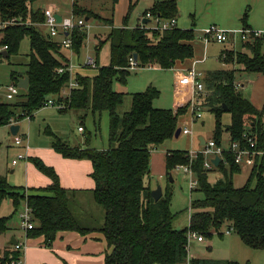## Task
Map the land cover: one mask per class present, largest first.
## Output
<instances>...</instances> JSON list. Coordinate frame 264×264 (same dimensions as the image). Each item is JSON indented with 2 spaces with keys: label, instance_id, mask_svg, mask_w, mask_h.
<instances>
[{
  "label": "trees",
  "instance_id": "16d2710c",
  "mask_svg": "<svg viewBox=\"0 0 264 264\" xmlns=\"http://www.w3.org/2000/svg\"><path fill=\"white\" fill-rule=\"evenodd\" d=\"M38 1L42 0H0V19H17L20 23L0 30V48L7 47L5 59L19 53L26 37L30 40V62L24 75L30 79L29 88L27 91L20 90V100L15 105L0 103V127H10L26 118L33 120L35 112L44 108L50 100L57 106H64L58 109L63 114L70 110L81 112L84 116L89 112L99 116L108 113L109 149L105 151L90 148L91 136L86 138L85 148H80L68 146L52 131L48 132L54 139L52 148L65 159L89 160L93 164L92 177L96 188L92 195L105 212L104 224L99 232L103 233L110 249L105 264H186L190 256L188 234L192 232L212 239L218 233L223 237L220 231L225 225L230 226L245 246L264 251V157L256 159L254 166L249 168L245 185L236 187L234 179L243 169L235 163L232 153H226L213 170L205 169L204 155H199L191 163L188 151L168 153L167 174L171 175L177 166L191 165L199 184L194 191L203 195L202 199L191 202L189 227L177 230L174 227L176 216L171 211V189L168 187L156 202L147 179L151 172L152 152L175 137L179 118L186 113L185 108L177 112L155 108L154 102L161 92L150 86L144 92L130 95L132 105L129 112H118L125 103L126 94L116 92L115 84L127 87L135 72L129 69L131 58L137 55L140 69L150 65L162 70L181 68L195 56L194 29L176 27L160 32L148 29L147 25L130 28L128 22L133 6L123 26L116 28L111 19L81 7L80 0H73L74 17L84 20L95 18L112 29L97 48L99 58L103 46L109 44L110 64L101 66L98 58L95 59L97 74L94 77L77 75L79 87L68 92L69 74L58 75L56 70L70 65L72 53L80 57L87 44L88 32L75 29L70 36L72 47L66 48L62 40L48 35L43 26L46 21L44 11L33 9V4ZM118 2L112 0L114 8ZM148 13L153 18L177 20L178 3L176 0H155L145 16ZM242 25L250 29L247 13L242 18ZM244 49L247 52L226 49L223 53L226 58L221 55L220 61L225 65L242 66L247 73L264 75V39L252 38ZM0 56L4 58L2 52ZM236 73V69H222L206 79L212 93L204 99L205 106L210 107L216 118L213 140L218 146H223L227 136L230 143L238 142L244 146V135L248 134L255 138L257 149L264 151V106L257 109L244 97L242 89H237ZM20 77L23 76L12 74L15 84ZM225 114L231 116L228 126L223 124ZM27 160L49 177L52 185L27 195L25 188L13 187L5 176L0 175V207L11 200L15 214L26 202L32 210L35 224L27 234L30 238L44 237L47 247L52 246L61 232L86 235L92 231L84 229L73 214L71 199L74 191L61 187L56 171L40 159ZM212 172L220 173L222 178L211 183L209 177ZM11 218L0 219V235L7 232ZM21 257L19 251H6L0 263L8 264ZM190 263L206 264L194 258H190ZM213 264L239 263L217 261Z\"/></svg>",
  "mask_w": 264,
  "mask_h": 264
},
{
  "label": "rangeland",
  "instance_id": "374dc122",
  "mask_svg": "<svg viewBox=\"0 0 264 264\" xmlns=\"http://www.w3.org/2000/svg\"><path fill=\"white\" fill-rule=\"evenodd\" d=\"M131 1L134 2L133 4L135 5L136 10L143 9L144 11H146L150 4H152V0ZM183 1V11L181 10L180 12L179 8L177 27L182 30L194 29L196 33V40L193 42V45L195 46L194 58L187 61L184 65L180 66L181 69L184 70L188 65H191L198 58H205L204 62L196 65V69L203 74L205 79L204 83L206 91L208 90L211 93L212 91L208 88V85L206 83V79H208V77L211 75L210 73L222 69H236V82L237 84L244 85V88L238 89H242L240 91H242L244 97L250 100L257 109H262L264 106V75L244 72L242 70L243 67L237 64L225 65L220 61V54L222 50L225 47H229L230 44L226 43L223 45L216 42H212L209 44L205 43L204 45L206 47L204 49L201 36H203L204 30L208 29L210 26H216L221 30L233 32L251 30L246 29L242 26V17L246 13L249 16V24H251L255 29L253 31L264 30V0ZM124 2H127L125 4L129 5L130 0H124ZM177 2L178 5L181 4V0H177ZM51 3L57 6V11L60 12L62 9V13L64 11H67V18H71L73 16L71 12L73 8V0H42L34 3L33 9L38 10L39 8H41L42 10H44L45 6H48ZM91 5L93 6V10L95 12L103 13L108 19H111V17H113L112 15L114 7L112 0H92ZM138 13L140 12L135 11V17L138 16ZM88 23L91 27L88 31V46H85V48L81 52L80 59L82 62H78V58L76 56V60L74 61V63L77 65H83L85 61H87L85 60V58L88 56L94 58V60L98 58L95 43H99L98 36L100 32L97 26L100 23L94 18L89 20ZM152 25L153 23H149V26ZM43 31L46 30L43 29ZM58 39L62 40V36L60 35ZM251 41L252 39H248L247 41H241L240 39H237L235 41L236 45H234L235 49L233 50L238 52H247V50L244 49V45ZM90 42L91 44H89ZM108 51L110 52V49L109 47H106L99 54V58L97 60L99 61V64L101 66H104L103 63L106 64V62H104L103 60L105 59ZM29 55L30 40L28 37H26L21 43V47L17 55H12L8 60L0 56V103L15 105L20 100L21 92L20 95H12L9 92L8 88L9 86L15 85V82L12 79L13 73H16L17 76H24L28 71V64L30 62ZM87 71L90 74L94 75L97 74L98 68H88ZM177 71L178 70H161L159 69V67H156V69L144 68L135 71L129 79L127 85L128 91L125 92L127 94L129 93V95H126L125 103L122 107L119 108L118 112L120 114L129 112L132 105L130 94L144 92L150 86L156 87L161 92L159 99L155 100L154 102L155 108H171L173 96L175 97L174 87H177L175 77ZM116 86L117 84H115V87ZM115 89L117 90V87ZM206 98L207 97H201L203 104L201 119L196 121L193 120V116L190 113L189 104L185 105V109L183 108L186 113L179 118V128H181L182 130L188 128L193 132V134L189 136L181 135L179 138L174 137L173 139L166 141L164 146H161L160 148L168 150L169 152H189L191 150L198 151L202 149V145H200L199 141L200 138H203L204 140H206V142H209L213 139L216 126V118L211 112L210 107L205 106L206 101L204 99ZM177 106L178 105H176L175 107ZM18 113H20V111H18ZM80 113L81 112H77L75 110H70L67 113L62 114L56 107H45L35 112L33 120L26 118L20 123H14L12 125L20 126V133L18 135H26L30 139L28 140V145L42 142H54V139L46 133V130L48 128H50L51 131L58 135L60 138H63L62 140L71 147L79 146L83 139L88 136H91L93 141H97L100 145L101 141H103L101 139V135H104L105 137L106 134L109 133L108 113L105 112L100 116L97 115L96 124H94L93 120L91 121V117L89 116L91 112H89L88 114L86 113L88 116H84V114ZM99 117H102L101 121H99ZM230 121L231 116L229 114H225L223 117L224 126H228L230 124ZM80 126L86 129L85 134L79 132L78 129ZM96 129H99V133L95 138ZM106 143L107 146H109V143ZM15 145V136L11 134L10 128L0 127V174L2 175L10 174V171L16 168L12 166V161L16 154V152L14 153V150H16ZM223 146L225 148H229L230 146V142L227 136H225ZM160 156H164V154L154 156L152 152V178H154L155 180L157 179V177H154V175L159 174V171L156 167H160L161 169L164 168L163 164H161ZM21 162L23 161H19V163ZM31 163L40 173H42L33 162ZM154 166L156 169H153ZM242 169V173L237 175L234 179L236 187L244 186L249 176V168L247 169L243 167ZM170 176H172V181ZM221 178L222 175L218 172H212L209 177L211 183ZM149 180L150 179L148 177L147 183L149 182ZM159 187H163L164 191L169 187L172 191L173 197L171 211L176 216L174 227L177 230H183L187 228L190 223L191 202L192 200L202 199L203 195L195 191L190 192L189 177L182 171H175L171 175H165L163 179H160ZM71 201V210L79 220H83L81 222L84 227L91 226V224H94L93 226H95L96 221H101L99 225L104 222L105 212L95 202L93 195L77 198L72 197ZM25 206H27L26 202L22 206L21 210H23ZM21 210H19V212ZM85 213H88L93 217V222ZM229 229L230 226L225 225L220 231V234H222L223 237H221L217 233L213 236L212 239L205 238V242L202 244H199L198 242H196V240L192 241V244L190 246V255H192L194 259L203 261L206 264L217 263V261H231L232 258H238L239 260L242 258L239 264H264V251H257L248 248L243 244L240 237L234 232L230 235H227Z\"/></svg>",
  "mask_w": 264,
  "mask_h": 264
},
{
  "label": "crops",
  "instance_id": "0c3cea01",
  "mask_svg": "<svg viewBox=\"0 0 264 264\" xmlns=\"http://www.w3.org/2000/svg\"><path fill=\"white\" fill-rule=\"evenodd\" d=\"M91 1L92 0H80V6L83 8L89 9V10L93 11L95 14H98V15L106 18L103 13H97L93 10V6L91 5ZM125 3H127V2H124V0H119V2L116 4L115 8L113 9V15H112L113 17H111V20L113 21L114 27L120 28L123 26V21H124L125 17L127 16V14L129 13V9L132 5H133V11H132V14L130 15V19L128 22L130 28H134L138 25L149 26V23L150 24L152 23L151 20H149L145 17V13L148 12L150 10V8L154 5L155 0H152V4H150V6L146 9V11H144L143 9H140V10L137 9L136 10L135 5L133 4L134 2H132L131 0L129 2V5H126ZM183 3H184V1L181 0V4L178 5V7L180 8V12H181V10L183 11ZM48 8H52L54 10V12L56 13V15H60L62 18H67L66 13H68V12L64 11L63 12L64 14H63L62 8H61L62 10L60 12L57 11L56 10L57 6L55 4L51 3L48 6H45V9H48ZM39 9H41V8H39ZM43 9H44V7H43ZM135 11L140 12V13H138L137 17H135V15H134ZM71 12L73 14V8H72ZM106 19H108V18H106ZM89 20H90L89 18H86L85 21L88 23ZM95 20H97L100 23L97 26V28L100 32V34L98 36L99 37V43H95V47H96V51H97V48L99 47L100 42H103L108 38L112 27H110L109 25L105 24L104 22H102L98 19H95ZM177 20H178V18H177ZM248 25H249L251 30H255L254 27H252V25L249 24V22H248ZM227 29H229V28H227ZM188 30H191V29H188ZM260 31L264 32V30H260ZM201 37L203 38V36H201ZM202 38H201V40L203 42ZM57 40H59V39H57ZM89 44H91V42ZM204 44L205 43L203 42V47L205 49L206 46ZM87 46H88V44H86V47ZM230 46L225 47L222 50L220 55H222L226 49H235L233 44H230ZM106 47H109V49H110L109 44H107V45L103 46L101 51H103ZM193 48L195 50L194 45H193ZM70 57H71V61L74 62L76 60L75 54L72 53ZM77 58H78V62H82L80 59L81 55H80V57H77ZM88 58H91V57L88 56L85 58V60H87ZM91 59H94V58H91ZM204 59L198 58L191 65H188L184 70L196 67L197 64L204 62ZM103 61L106 62V64L103 63L104 66L110 64V52L109 51L107 52V55ZM87 69L88 68L78 69L76 71V76L80 74L82 76L94 77L96 75V74H94V75L90 74L87 71ZM154 69H156V68H154ZM176 70L180 71L182 69L178 68V69H175L174 71H176ZM215 72H212V73H215ZM24 77L25 76L20 77L19 79L24 78ZM15 86H17V82H16ZM116 87H117V90L115 89L116 92L129 95V93L128 94L125 93L126 91H128V89H127L128 87L122 86L120 84H117ZM174 93H175V97L173 96V99L171 102L172 106L169 109L174 110L176 105L179 106L183 101L186 102L191 98V90L190 89H183V88H180L177 86V87H174ZM162 109H164V108H162ZM89 116L91 117V121L93 120L94 124H96L97 115H93L92 113H90ZM99 118H100L99 121H101L102 117H99ZM101 124H102V122H101ZM7 128H10V127H7ZM80 128H84V127L80 126L79 129ZM98 130L99 129L95 130V138L98 136V133H99ZM49 131H51L50 128H48L46 130V133L48 135H49V133H48ZM80 133L85 134L86 129L84 128V131L80 132ZM54 135H56V134L54 133ZM56 136L59 137L58 135H56ZM106 136H107V140H106ZM106 136L104 137V135L103 136L101 135V139L103 141H101L100 145L98 144L97 141H93V139L91 137L90 148L95 149V150H99V151L108 150L109 146H107L106 142L109 143V133L106 134ZM22 137L24 138L26 143H28V140H30L26 135H22ZM86 138L87 137H85L83 139V141L80 143V145L77 147L85 148ZM61 139H63V138H61ZM199 141L201 142V138L199 139ZM205 142H206V140H205ZM52 143L53 142H51V143L50 142H42V143H34L33 145L29 144L28 150H25L24 146L19 147V146L15 145L16 150H14V153L16 152V154H15L13 160L16 159V156L20 153L26 154V156L28 158L40 159L42 162L45 163V165H47L48 167H52L56 171V173L59 177V180H60L61 187L63 189H66L69 191H74L73 198L86 197V196L92 195L93 191L96 188L95 180L92 177L93 172H94L92 162L89 160L65 159L62 155L58 154L52 148L53 147ZM200 145H202V142ZM162 146H164V144ZM168 153H170L168 150H164L160 147H158L157 149H155V151H153L154 156H159L161 154H164V156H160L161 157L160 161H161V164H163L164 168L161 169L160 167H156L159 171V174L154 175V177H157V179L155 180L154 178H152V175H153V171H152L153 164H152V167H151L152 172H150V176H149L150 180L147 183V185L151 188L152 191L156 190L160 186V179H163V177L165 175L166 176L168 175L167 171H166V163H165L166 156ZM12 166H14L16 168L13 169L12 171H10V174H5L3 176H5L8 179L9 183L13 187L25 188L27 194H35L34 191L36 189H43V188H47L50 185H52V180L49 177L40 173L29 160L18 163L17 165L12 164ZM156 168L154 166L153 169H156ZM175 171L176 170L172 171V173ZM0 175H2V174H0ZM170 178L172 179V176H170ZM151 180L154 182H152ZM162 189H163V187H162ZM189 190H190V186H189ZM163 193H164V189H163ZM14 211H15V208H14L13 202L11 200L5 201L2 204V206L0 207V219L9 218L12 216V218L8 224L7 232L0 235V258L3 257V254L6 251H14L15 250L14 246L10 245V243L15 239L17 241H22L26 244V248L23 251L22 257H21L22 258V264H105L106 256L110 253V249L108 247L107 241H106L103 233L99 232V230L102 228L104 222L101 225H99V223H101V221H96L95 226H93L94 224L93 225L91 224V226L84 227V225L81 222L83 220H79L77 218V216H75L77 218V220L79 221L80 225L84 229H90L92 231L88 232L86 235L80 234L78 232H61L57 235V238H56L55 242L52 244V246L47 247L45 244L44 237L30 238L28 236V234L21 227V223H20L19 216H18L19 213L14 214ZM85 214H87V216L93 222V217L88 213H85ZM190 216H191V212H190ZM104 217H105V214H104ZM80 219H81V217H80ZM189 225H190V223H189ZM227 235H230V234H228V232H227ZM196 242H198V241L196 240ZM204 242H198V243L202 244ZM189 255H190V250H189ZM190 257L193 258L192 255H190ZM241 259L239 260L238 258H232L231 261H238V263H240Z\"/></svg>",
  "mask_w": 264,
  "mask_h": 264
},
{
  "label": "built area",
  "instance_id": "2783aa9c",
  "mask_svg": "<svg viewBox=\"0 0 264 264\" xmlns=\"http://www.w3.org/2000/svg\"><path fill=\"white\" fill-rule=\"evenodd\" d=\"M44 13H45L46 21L43 26L47 29L48 35L53 39H58V37L61 35L62 43L68 49L72 47V40L70 36L75 29L78 28L85 29L88 32L91 28L90 25L83 18L78 19L74 17V15L71 18H63L62 21L59 23L56 18V13L52 8L45 9ZM145 17L147 19H150L153 23L152 26L147 27L150 30L164 32V31L172 30L177 27L176 19L164 20L161 18H153L150 13H148ZM16 24H20L17 19H12L10 21H4L0 19V30H4L7 27ZM141 26L145 27V25H141ZM252 38L264 39V32L253 31V30L233 32V31L221 30L216 26H210L208 29L204 30L202 39L203 42L206 44L216 42L223 45L226 43L236 45L235 41L237 39H240L241 41H247L248 39H252ZM6 50L7 47L3 49L0 48V53ZM222 57L226 58V54H222ZM86 68H91V69L97 68L95 60L88 58L83 65H77L71 61L70 65L67 68H59L56 71L58 75L69 74L70 81L67 90L68 92H70L71 90L77 89L79 87L76 81V71L78 69H86ZM147 68L154 69L156 67L150 65ZM129 69L132 71H136L140 69L138 66V62L134 58H131L130 60ZM175 77H176V85L178 87L191 90V98L186 102L183 101L182 102L183 104H180L179 106L175 107L174 111L177 112L181 108H184L186 104H189L190 113L193 116V120L196 121L201 119L202 107H203L201 97L205 98L211 95V92H209L208 90L206 91L203 74L199 72L196 69V67H193L191 69L177 71ZM236 87L237 89L244 88V85L237 84ZM8 90L12 95H19L20 93V89L15 85L10 86ZM45 107H56L57 109L64 108V106H57L53 100L48 101L45 104L44 108ZM79 131L83 132L84 129L80 128ZM192 134L193 132L190 131L188 128L183 129L181 133V135H185V136H189ZM244 139L246 145L243 146L240 145L238 142H234V143L232 142L230 143L229 148H225L224 146H218L217 143L212 139L211 141L206 142L205 146H203L201 150L189 151L188 157L192 163L197 159L199 155H204L206 158L204 164L205 169L213 170L215 166L212 163V159L219 157L222 162V160L224 159L223 157L226 153H232L235 158V163L242 168L244 167L248 169L254 166L256 159L259 160L263 159L264 151H260L257 149L255 138H252L248 134H245ZM25 143L26 142L22 136L20 135L15 136V144L19 147L24 146L25 150H28L29 145L28 143L27 144ZM27 159L28 157L26 156V154L20 153L18 154L16 159L13 160L12 164L17 165L19 161H26ZM175 170L182 171L184 174L188 175L191 192H193L195 189L198 188L199 184L191 165H180L177 166ZM18 216L21 223V227L26 233L34 229L35 224L33 221V213L28 205L25 206L24 209L19 212ZM232 232H233L232 229H230L228 231V234H231ZM188 240L190 247L192 241L197 240L198 242H204L205 238L202 235L190 232L188 234ZM25 248H26V244L22 241H17V244L14 246V249L16 251H19L20 253H23ZM190 258L191 257L189 256L186 264H191ZM8 264H22V258H20V260L18 261H13Z\"/></svg>",
  "mask_w": 264,
  "mask_h": 264
},
{
  "label": "water",
  "instance_id": "95a60500",
  "mask_svg": "<svg viewBox=\"0 0 264 264\" xmlns=\"http://www.w3.org/2000/svg\"><path fill=\"white\" fill-rule=\"evenodd\" d=\"M56 18H57L59 23L63 19L60 15H56ZM2 55L4 56V58L7 57V53L5 51L2 53ZM134 59L136 61L138 60L137 55H135ZM29 84H30V79L28 76H25L24 78L17 80V86L20 90L27 91L29 88ZM225 109H226V107H225ZM10 131H11V134L13 136H17L20 132V126L19 125H12L10 127ZM181 133H182V129L179 128L175 134V138H179L181 136ZM201 142H202V146H204L205 140L203 138H201ZM220 162H221V159L219 157H216L212 160V163L214 164L215 167H218ZM171 181H172V179H171ZM162 196H163V189L161 187H158L156 190L152 191V197L156 202L159 201L162 198ZM16 244H17V240H15V239L10 243V245H12V246H15Z\"/></svg>",
  "mask_w": 264,
  "mask_h": 264
}]
</instances>
